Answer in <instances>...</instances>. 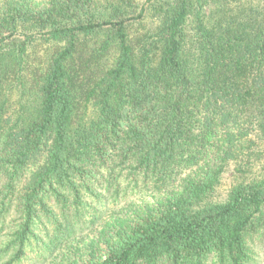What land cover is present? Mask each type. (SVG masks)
Instances as JSON below:
<instances>
[{
  "label": "trees",
  "instance_id": "obj_1",
  "mask_svg": "<svg viewBox=\"0 0 264 264\" xmlns=\"http://www.w3.org/2000/svg\"><path fill=\"white\" fill-rule=\"evenodd\" d=\"M63 247L264 264V0H0V261Z\"/></svg>",
  "mask_w": 264,
  "mask_h": 264
},
{
  "label": "rangeland",
  "instance_id": "obj_2",
  "mask_svg": "<svg viewBox=\"0 0 264 264\" xmlns=\"http://www.w3.org/2000/svg\"><path fill=\"white\" fill-rule=\"evenodd\" d=\"M257 169L261 170V164L260 163H259ZM234 170H235L234 165H229L226 168L225 172L223 173V175L221 177L220 186L217 188V190H216V192L212 198V201L220 202L226 198V195H227L229 189L237 181V175H236ZM89 237H91V236L90 235L86 236V238H85L86 242L89 240ZM65 250H66V247H63L62 249H60L57 253L56 258L53 261H51V259L48 258L45 262H39L38 264H61L62 254L66 252ZM81 253L82 252H79L78 254H81ZM69 258H70V261H69V264H70V262L74 261V259L76 258L75 254L69 253ZM66 263H67V261L64 262V264H66ZM0 264H1V261H0ZM34 264H37V262Z\"/></svg>",
  "mask_w": 264,
  "mask_h": 264
}]
</instances>
